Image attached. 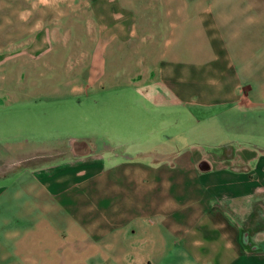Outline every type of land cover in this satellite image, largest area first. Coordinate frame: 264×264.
I'll return each instance as SVG.
<instances>
[{"label": "crops", "instance_id": "crops-1", "mask_svg": "<svg viewBox=\"0 0 264 264\" xmlns=\"http://www.w3.org/2000/svg\"><path fill=\"white\" fill-rule=\"evenodd\" d=\"M236 1L0 0V15L23 14L26 63L50 65L26 67L52 81L39 97L129 94L149 113L137 123L164 126L171 109L264 110V7ZM59 47L75 49L61 72ZM94 138L8 156L0 264H264V150L231 147L230 166L213 150L163 152L159 139L139 149L146 162H127Z\"/></svg>", "mask_w": 264, "mask_h": 264}, {"label": "rangeland", "instance_id": "rangeland-1", "mask_svg": "<svg viewBox=\"0 0 264 264\" xmlns=\"http://www.w3.org/2000/svg\"><path fill=\"white\" fill-rule=\"evenodd\" d=\"M206 2L213 4L215 8H230L237 1L206 0ZM248 2L256 9L264 7V0ZM26 34V17L21 19V16L0 15L1 169H5L8 156L21 158L25 151L26 154L33 151L54 154L56 149H61L64 154L70 153L73 144L70 138L83 134L94 135L100 147H108L110 143L115 152L129 154L123 158L127 162H146L145 158L140 157L139 149L151 150L153 146L158 145L159 139L166 140V143L158 145L163 152L213 150L223 154L227 159L222 162L230 166H238L240 163L228 159V156H233L231 147L234 149L255 147L264 150V110L261 108L250 110L255 111L251 114L252 119L246 110L241 112L216 108L204 111L194 108L191 111L184 110L182 113L178 109H171L163 113L166 125L162 126L160 118L157 124L154 123V119V124L147 121L143 124L137 123L139 115L149 113L135 108L129 94L110 97L107 95L103 98L102 94L95 92L92 98L84 99V102H78L77 98L71 96L41 98L39 94H51L52 81L38 78L36 74L31 79L26 78V67L33 73H38L39 69L44 68L45 71V67L50 65L43 63L45 57L33 56L32 53L26 63ZM52 50L57 52L56 57L60 59L56 65L60 72L70 68L72 50L75 49L59 47ZM84 67L85 65L82 68ZM82 68L80 67L78 71L85 70ZM61 90L67 91V88L62 87ZM26 91L31 94L29 97ZM26 97L31 98L28 99V103ZM161 114L159 112L160 116ZM16 138L21 141L28 138L34 143L26 142L15 148L10 145L8 149L6 140ZM23 161L20 159L18 165ZM6 180L0 177V182Z\"/></svg>", "mask_w": 264, "mask_h": 264}, {"label": "clouds", "instance_id": "clouds-1", "mask_svg": "<svg viewBox=\"0 0 264 264\" xmlns=\"http://www.w3.org/2000/svg\"><path fill=\"white\" fill-rule=\"evenodd\" d=\"M24 17H23V14H21V19H23Z\"/></svg>", "mask_w": 264, "mask_h": 264}, {"label": "water", "instance_id": "water-1", "mask_svg": "<svg viewBox=\"0 0 264 264\" xmlns=\"http://www.w3.org/2000/svg\"><path fill=\"white\" fill-rule=\"evenodd\" d=\"M204 168V167H203Z\"/></svg>", "mask_w": 264, "mask_h": 264}]
</instances>
